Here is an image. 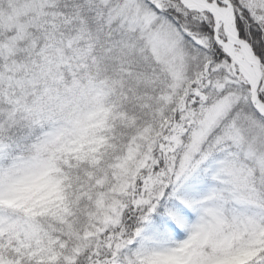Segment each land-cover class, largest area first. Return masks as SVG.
<instances>
[{"label": "snow or ice", "instance_id": "6c2138e0", "mask_svg": "<svg viewBox=\"0 0 264 264\" xmlns=\"http://www.w3.org/2000/svg\"><path fill=\"white\" fill-rule=\"evenodd\" d=\"M0 264H264V0H0Z\"/></svg>", "mask_w": 264, "mask_h": 264}]
</instances>
